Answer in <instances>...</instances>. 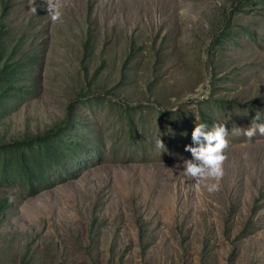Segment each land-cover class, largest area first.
<instances>
[{
	"label": "rangeland",
	"instance_id": "obj_1",
	"mask_svg": "<svg viewBox=\"0 0 264 264\" xmlns=\"http://www.w3.org/2000/svg\"><path fill=\"white\" fill-rule=\"evenodd\" d=\"M61 2L53 22L47 0H35L36 13L31 0H0L9 44L26 32L25 51L46 47L41 82L0 120V135L23 139L73 117L68 129L97 149L34 196L0 188L10 205L0 264H264V136L237 132L264 123V0ZM229 15L233 36L214 51ZM217 99H235L236 112ZM206 121L225 123L229 147L223 177L197 183L185 146Z\"/></svg>",
	"mask_w": 264,
	"mask_h": 264
},
{
	"label": "trees",
	"instance_id": "obj_2",
	"mask_svg": "<svg viewBox=\"0 0 264 264\" xmlns=\"http://www.w3.org/2000/svg\"><path fill=\"white\" fill-rule=\"evenodd\" d=\"M254 1L246 0L248 3ZM240 4L236 8H241L242 3ZM6 8L7 6L4 7ZM231 29L232 16L229 15L220 33L212 41L214 51L222 47L227 38H232ZM8 35L9 31L0 21V120L10 114L26 95L33 93L34 86L41 82L46 57L44 41L39 44L31 43V49L25 51L23 43L28 33H23L12 45L8 42ZM209 99L210 96L206 100ZM216 103L219 109L236 112L235 99H217ZM240 106L252 115L257 113L254 112L256 108L252 103H243ZM260 112L258 110L257 114ZM161 113L163 116L168 115L164 110ZM208 114L205 118L212 119L213 115L210 112ZM260 114L264 116L263 109ZM69 121V125H61L41 134H29L23 139L7 141L0 135V188H18L23 190L26 196H34L69 175L73 168L81 164L84 157L89 154L92 157L96 153V141L85 137L79 127L68 129L76 123L73 117ZM129 123L130 135L135 137L136 126L131 117ZM78 125L81 126L82 123L79 122ZM7 200L0 202V222L6 209L10 207Z\"/></svg>",
	"mask_w": 264,
	"mask_h": 264
},
{
	"label": "clouds",
	"instance_id": "obj_3",
	"mask_svg": "<svg viewBox=\"0 0 264 264\" xmlns=\"http://www.w3.org/2000/svg\"><path fill=\"white\" fill-rule=\"evenodd\" d=\"M31 4L30 11L36 13L35 0H31ZM47 4L52 21L61 20L64 7L61 0H47ZM254 119L258 121L260 119L259 114H256ZM224 125L225 123H216L209 127L207 123H196L191 133V139L195 146H185V151L190 152L192 158L184 160V171L197 183L205 176L219 180L224 175L222 165L227 159L225 150L229 147L227 139L229 132ZM240 131L251 141L257 132L264 136V123H251L246 129H237V132ZM156 147L162 151H167L165 144L159 137L156 139ZM218 190V183L208 186L209 192Z\"/></svg>",
	"mask_w": 264,
	"mask_h": 264
}]
</instances>
